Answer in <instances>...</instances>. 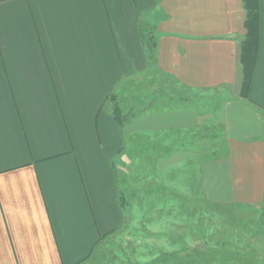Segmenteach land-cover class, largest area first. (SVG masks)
<instances>
[{
  "label": "crops",
  "instance_id": "crops-1",
  "mask_svg": "<svg viewBox=\"0 0 264 264\" xmlns=\"http://www.w3.org/2000/svg\"><path fill=\"white\" fill-rule=\"evenodd\" d=\"M257 1L244 96L243 0H0V264H83L143 205L124 197L121 180L137 179L140 191L148 174L173 178L194 157H179V139L204 126H217L222 152L190 170L193 195L241 209L264 202ZM149 81L200 100L155 110L150 100L116 121L110 97L125 109L121 95ZM132 146L138 162L153 157L149 173L131 171Z\"/></svg>",
  "mask_w": 264,
  "mask_h": 264
},
{
  "label": "rangeland",
  "instance_id": "rangeland-1",
  "mask_svg": "<svg viewBox=\"0 0 264 264\" xmlns=\"http://www.w3.org/2000/svg\"><path fill=\"white\" fill-rule=\"evenodd\" d=\"M131 90L121 95L122 100L137 105L152 100L151 110L184 104L187 100L182 97L191 102L200 100L188 91L164 88L157 82L132 84ZM156 97H161L165 106L156 107ZM217 129L215 125L204 126L179 139V157H194L183 159L173 178L164 173L151 179L148 174L147 184L140 191L137 179L121 180L124 197L131 196L143 205L137 202L130 222L101 239L83 264H264V202L245 209L208 203L196 190L193 195L187 178L190 170H199L203 161L222 152ZM130 155L134 160L131 171L140 168L149 173L154 166L153 157L150 160L148 155L142 158L146 163L138 162L136 146L131 147ZM171 204L176 210H169ZM161 206L163 209L158 210ZM188 252L191 260L184 257Z\"/></svg>",
  "mask_w": 264,
  "mask_h": 264
},
{
  "label": "trees",
  "instance_id": "trees-1",
  "mask_svg": "<svg viewBox=\"0 0 264 264\" xmlns=\"http://www.w3.org/2000/svg\"><path fill=\"white\" fill-rule=\"evenodd\" d=\"M243 7L245 11L244 27L246 33L241 42L240 59L243 68L241 94L245 96L249 87L258 46V1L243 0ZM149 50L151 52V49L148 47V51ZM110 103L112 105V115L119 123L129 122L144 111L142 107H138L135 103H131L129 107H124L125 109H123L115 95L110 97ZM103 237H101L100 240L103 239Z\"/></svg>",
  "mask_w": 264,
  "mask_h": 264
}]
</instances>
